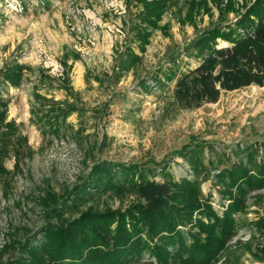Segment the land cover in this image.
Masks as SVG:
<instances>
[{
  "label": "rangeland",
  "instance_id": "obj_1",
  "mask_svg": "<svg viewBox=\"0 0 264 264\" xmlns=\"http://www.w3.org/2000/svg\"><path fill=\"white\" fill-rule=\"evenodd\" d=\"M221 1L223 6L227 0H170L141 59L130 64L126 50L137 52L131 25L138 0H0V71L23 65L16 87L0 74V99L8 101L7 119L26 139L17 157L9 152L0 175V264L30 259L22 244L45 245L46 224L65 226L84 213L127 210L137 197L128 168L120 165L137 164L156 172L151 181L175 183L194 179V165L202 161L209 174L202 192L211 194L212 207L222 215L228 201L218 192L215 174L230 162L221 151L238 159L240 149L264 140V86L223 92L214 103L182 109L171 96L174 80L165 79L171 69L178 75L197 64L184 49L202 30L235 21L253 0H233L236 9L228 12L220 10ZM184 144L185 156L175 153ZM236 146L234 156L230 147ZM80 186L85 189L73 199ZM57 202L59 217L47 212ZM246 206L211 264H264L250 225L264 214V189L250 192ZM88 226L79 235L85 237L83 254L100 245ZM191 227H178L188 241ZM44 264L82 263L46 253ZM125 264L160 263L141 246Z\"/></svg>",
  "mask_w": 264,
  "mask_h": 264
},
{
  "label": "trees",
  "instance_id": "obj_2",
  "mask_svg": "<svg viewBox=\"0 0 264 264\" xmlns=\"http://www.w3.org/2000/svg\"><path fill=\"white\" fill-rule=\"evenodd\" d=\"M222 3L220 10L236 9L233 0H227L223 6ZM138 4L137 22L131 25V39L137 46V52L134 48L126 50L130 64L141 59L153 29L160 28L170 0H138ZM191 7L193 9V2ZM191 13L188 12V17ZM220 42L226 45H220ZM184 51L187 57L197 60V64L178 75L174 69L165 73L166 80H174L171 96L182 109H196L204 103H214L223 92L253 85L264 86V0L246 3L245 11L235 21L218 23L202 30ZM120 67L127 68V65L120 64ZM0 74L3 82L16 87L22 79L23 65L15 62L1 69ZM7 103L0 99V175L7 171L4 159L9 152L17 157L21 153L18 147L26 141L20 135L17 123L7 119ZM188 145L184 144L175 153L185 156ZM237 148L230 147L234 156ZM239 153L238 159H232L227 151H221L230 163L224 164L215 174L218 192L228 201L220 216L209 201L211 194L204 195L201 189V184L209 179L202 161L194 165V179L183 178L175 183L167 178L151 181L149 176L155 177L156 172L139 169L137 164L120 165L128 168L130 190L137 197L135 203L125 211L84 213L65 226L46 224L41 229L46 244L39 247L28 245L29 241L22 244L30 259H18L13 264H44L46 253L57 261L71 258L80 259L82 264H125L141 246L147 248L160 264L169 260L178 264H211L235 234V215L247 207V195L264 189V140L240 149ZM98 170L106 171L100 166ZM80 187L78 191L77 187L74 189L73 199L78 200L82 189H85ZM66 198H70V194ZM61 204L57 202L47 212L61 216ZM186 223L194 226L188 230L190 241L178 228ZM89 224L99 237L100 245L98 249L94 247L95 250L83 254L85 237L81 239L79 235ZM250 225L258 235L256 253L264 260V214L250 221ZM142 233L147 235V239H143ZM107 237L111 239L110 246L104 241ZM170 245L172 249L168 248Z\"/></svg>",
  "mask_w": 264,
  "mask_h": 264
},
{
  "label": "crops",
  "instance_id": "obj_3",
  "mask_svg": "<svg viewBox=\"0 0 264 264\" xmlns=\"http://www.w3.org/2000/svg\"><path fill=\"white\" fill-rule=\"evenodd\" d=\"M229 92H231V91H229Z\"/></svg>",
  "mask_w": 264,
  "mask_h": 264
}]
</instances>
